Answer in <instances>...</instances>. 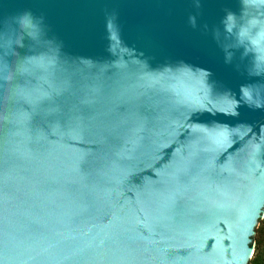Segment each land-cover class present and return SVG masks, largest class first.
Returning <instances> with one entry per match:
<instances>
[{"label": "water", "instance_id": "95a60500", "mask_svg": "<svg viewBox=\"0 0 264 264\" xmlns=\"http://www.w3.org/2000/svg\"><path fill=\"white\" fill-rule=\"evenodd\" d=\"M264 219V0H0V264H249Z\"/></svg>", "mask_w": 264, "mask_h": 264}, {"label": "trees", "instance_id": "16d2710c", "mask_svg": "<svg viewBox=\"0 0 264 264\" xmlns=\"http://www.w3.org/2000/svg\"><path fill=\"white\" fill-rule=\"evenodd\" d=\"M258 225L252 243L255 244V250L249 264H264V219L259 220Z\"/></svg>", "mask_w": 264, "mask_h": 264}]
</instances>
